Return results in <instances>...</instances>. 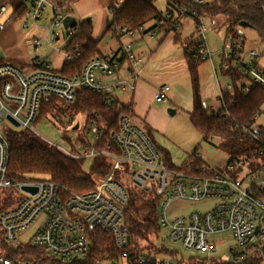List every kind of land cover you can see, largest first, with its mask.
<instances>
[{"label":"built area","instance_id":"2783aa9c","mask_svg":"<svg viewBox=\"0 0 264 264\" xmlns=\"http://www.w3.org/2000/svg\"><path fill=\"white\" fill-rule=\"evenodd\" d=\"M125 1L116 0L111 13ZM207 1H172L151 21L150 28L142 25L138 31L155 36L159 27L164 26L175 32L180 28L181 20L190 17L195 21L193 57L202 61L211 59L206 15L201 12L202 5ZM22 3L24 15L27 16L23 26H37L41 19H48L51 24L48 41L53 45V39H59L60 34L52 31V27L65 28V10L70 4H61L58 0H23ZM8 6L0 2V18L7 12ZM15 13L13 7V14L6 22L0 19V33ZM66 29L69 43L77 29L75 26ZM134 32L125 27L120 29L121 34ZM244 33L243 28L237 29V34L245 36ZM227 42L229 47L221 65L222 70H228L230 60L234 59V65L240 68L244 92L250 91L255 84L264 88V70L258 65L261 56L259 50H247L244 43H234L230 36ZM31 43L38 52L42 41L34 38ZM53 48L62 52L64 59L69 61L83 52L81 48L71 51L67 46L63 51ZM122 61L132 65L141 63L142 58L132 51L131 45H125L118 52L90 59L79 74L68 76L54 70L51 62L42 57L21 67L4 60L0 48V233L1 240L8 245L6 249L0 246V264H120L122 258L126 259L125 264H239L256 253L261 257L258 264H264V137L261 135L262 126L254 125L257 116L248 124L237 125H242L247 134L260 142L258 149L229 159L217 168L203 162L199 151L189 155L186 170L168 166L152 134L136 124L129 113H123L119 116L118 128L111 131L112 145L108 148L101 145L103 128L94 119L83 126L86 141L80 142L77 137L70 148L44 138L75 159L91 158L94 161L99 155H107L111 168L93 190L79 193L54 180H23L9 176V137L21 130L39 134L35 124L46 100L61 98L73 103L78 90L86 89L103 93L105 104L117 102L120 106L114 97V89H135L136 83L126 80L105 83L103 77L115 75ZM134 76L139 78L138 74ZM232 88V81L228 78L225 86L220 88L219 106L211 108L203 101V107L213 112L221 108L229 114L228 106L223 103V95L225 90ZM169 90V85H161L154 97L157 101H163ZM68 124L71 125L72 121ZM76 125L80 127L79 123ZM129 166L132 168L129 169ZM128 172H131L133 188L123 180ZM138 188L147 191L157 189L163 195L159 224L168 229V240L199 254L187 259L179 258L167 246L168 252L145 250L138 254L126 253L116 258L98 259L93 263L88 261L91 250L89 231L93 228L114 233L120 248L131 242L130 235L123 227L124 214L130 191ZM21 193L26 195L21 197ZM176 198L196 201L217 198V202L205 212L193 211L188 216L170 219L168 205ZM39 218L41 222L33 239L26 245L21 244L19 236ZM225 230L232 232L237 244L230 248L226 259H216L212 256L216 247L208 236ZM29 245L39 249L27 253Z\"/></svg>","mask_w":264,"mask_h":264},{"label":"trees","instance_id":"16d2710c","mask_svg":"<svg viewBox=\"0 0 264 264\" xmlns=\"http://www.w3.org/2000/svg\"><path fill=\"white\" fill-rule=\"evenodd\" d=\"M23 0H0L7 3L16 10L15 16L24 15L25 7ZM61 4H71L76 0H58ZM116 0H108L111 9ZM172 1L185 0H167ZM70 5L66 10H69ZM201 12L213 18L219 16L224 19L227 36L234 43H244V35L237 34L238 28H243L240 23L248 22L256 31L261 41H264V0H209L201 7ZM160 15V11L154 5V0H126L124 4L113 13V20L109 30L119 35L122 27L128 31L138 30L142 25ZM159 30H166L160 26ZM123 34V33H122ZM188 50V63L192 77L193 87V109L189 111V118L193 126L202 134L203 140L220 137L223 147L230 154V159L241 157L260 146V142L247 134L242 125L251 122L253 117L261 113L264 104V88L260 85H252L250 91L244 92L240 68L234 65V59L230 60V68L222 70L223 74L232 81L233 88L224 91L223 103L228 106L229 114L224 109L213 112L202 105L200 95V81L198 67L202 62L195 59L192 47ZM81 48L83 52L72 61L65 60L60 70L63 74L71 76L79 74L84 65L94 57L104 56L98 48V42L92 38V26L88 22L81 25V29L74 34L67 44V49L75 51ZM56 102L55 98L46 100L42 105L39 119L46 114ZM73 110L84 116L85 123L94 119L103 128L101 145L108 148L110 144L111 131L118 128L119 116L130 113V106L118 105L117 102L105 104L103 93L93 92L86 89L78 90L77 96L72 103ZM242 124V125H237ZM75 129V127H74ZM264 137V126L262 134ZM11 151L9 163V176L16 179L31 180L43 178L63 183L71 190L79 193L91 191L97 182L104 177L111 168V160L107 155L97 156L89 170L84 168L86 159H75L59 148L50 144L40 134L32 131L21 130L10 135ZM80 142H85L83 134L78 136ZM164 156L165 163L176 169L186 170V161L182 165H176L168 150L158 146ZM198 151L196 148L193 152ZM189 172H194L188 170ZM142 196L137 195L135 190L130 191L128 206L124 214L123 227L131 237V242L125 247H118L115 235L101 228H93L89 231L91 239V250L88 261L93 263L98 259L116 258L124 254L136 252L141 248V241L149 242L150 236L156 234L159 229V216L153 219H141L137 201ZM1 235V233H0ZM140 240V242H139ZM147 250L169 251L166 245L156 246L152 242L145 246ZM27 253L35 249L32 245L27 246ZM37 251V250H36ZM261 257L259 253L254 254L239 264H258Z\"/></svg>","mask_w":264,"mask_h":264},{"label":"rangeland","instance_id":"374dc122","mask_svg":"<svg viewBox=\"0 0 264 264\" xmlns=\"http://www.w3.org/2000/svg\"><path fill=\"white\" fill-rule=\"evenodd\" d=\"M154 5L159 11H164L167 8V0H154ZM13 14V6L9 5L7 12L1 16V21L6 22ZM65 15H72L77 18L78 23L75 26L77 32L81 29V25L85 22H88L92 26V38L98 42L99 51L104 54L111 50V48L119 45V39L115 36L110 30L109 25L113 20L112 13L109 8L108 0H76L70 4L69 10H65ZM27 16L22 15L21 17H12L9 26H12L13 21L24 24ZM189 19V18H186ZM192 19V18H190ZM215 23H213V18L210 16L205 17V23L208 27L206 33L207 42L209 43L211 49L214 51V48L218 45L219 41H226L224 38L226 27L224 25V19L222 17H214ZM193 22H195L192 19ZM51 26L50 21L46 18L38 21V25H30L29 27L22 26V32L24 33L25 44L21 48V53L16 56L14 52L7 53L0 41L1 47V56L4 60L11 61L17 65L24 67L26 63L30 60L37 57H42L45 60H48L52 64V68L56 71L62 69L64 63V56L62 52L55 50V48H61L63 51L67 46V41L69 39L67 29L60 27H52V31L58 32L60 38L55 40L53 39V45H50L48 41V28ZM152 22L149 21L146 23V28H150ZM195 28V24H194ZM65 30V31H63ZM244 44L245 49L249 50L256 48L259 50L261 56L258 59V65L264 70V41L258 37L256 31L250 27H244ZM5 31V30H4ZM2 31L1 33H3ZM62 36H61V33ZM0 33V34H1ZM64 33V34H63ZM139 33V32H138ZM66 34V35H65ZM123 37H127L126 33L122 34ZM34 38H39L42 43L38 46L39 51H35V45L30 43V40ZM212 51V52H213ZM215 52L212 53V55ZM21 56L18 57V56ZM221 82L225 84V80L220 76ZM168 93V92H167ZM167 96V95H166ZM155 101L156 98L154 97ZM126 102L127 100L124 99ZM162 103V101H157ZM164 107L166 108L167 121L162 120V117L158 118L159 124L162 128L161 135H157V146L165 147L171 153L174 164L182 165L181 163L187 158V156L198 148V151L201 152V159L203 162L207 163L212 167H219L224 165L230 159V154L223 147V140L220 137L210 138L209 140H203L202 134L193 126L189 118V101L188 105L185 107H173L169 105L170 102L167 97L163 100ZM156 108V105L155 107ZM178 109L175 113H170L169 109ZM164 114V110L162 112ZM135 117V116H134ZM69 121H72V124H68ZM164 122V125L162 126ZM79 123L80 127L74 129L75 125ZM85 125V118L83 115L76 113L73 110L72 103H69L61 98L57 99L53 107L44 114L38 122L35 124V129L38 133L44 138L61 144L64 147H72L75 144V141L80 134H83V126ZM255 126H264V104L261 107V113L257 116L254 122ZM144 129H150V126L147 125V128L140 124ZM146 126V125H145ZM149 126V127H148ZM161 140V141H160ZM160 142V144H159ZM166 144V145H165ZM189 157V156H188ZM187 160V159H186ZM93 159L89 158L84 163V168L89 170L92 166ZM132 167L129 166V169ZM124 181L129 183L130 188H133L131 172L125 174ZM137 195L142 196L137 201V206L139 210V216L141 219H155L159 216V210L161 203L163 201V195L158 192L157 189L153 191H147L143 188L136 190ZM26 193H21V197L25 196ZM217 198H207L205 200H190L184 198H176L172 200L168 205V217L174 219L176 217L188 216L193 211L205 212L209 210L215 203ZM41 222L39 218L27 231L19 236L20 243L26 245L29 241L33 239L37 228ZM169 231L167 228L159 226V229L156 234L150 236L149 242L146 240L139 242L141 243V248L136 252L147 250L145 246L152 242L156 246L166 245L169 249L176 253V256L179 258H189L193 255L199 254L195 250L185 249L180 243L171 242L168 240ZM0 235V246L3 249H6L8 245L1 240ZM208 240L213 243L216 247V251L213 252V257L216 259H226L227 254L230 251V248L236 246V240L230 230L220 231L213 233L208 236ZM126 259L122 258L120 264H125Z\"/></svg>","mask_w":264,"mask_h":264},{"label":"crops","instance_id":"0c3cea01","mask_svg":"<svg viewBox=\"0 0 264 264\" xmlns=\"http://www.w3.org/2000/svg\"><path fill=\"white\" fill-rule=\"evenodd\" d=\"M168 4L167 2V6ZM11 24L10 28L6 27L5 31L0 34V41L7 53L14 52L17 56L21 53L23 45L25 44V48L27 45L21 29L23 22L13 21ZM194 24L195 22L190 17H185L180 22V28L175 32L158 30L155 36H150L138 31V29L135 30L134 34L126 33L127 37H123V39L122 34L115 35L111 31L118 37L119 45L103 54L105 56L111 52H118L123 46L131 45L132 51L142 58L141 63L132 65L122 61L115 75L104 76L103 81L105 83H112L115 80H126L136 83L135 89L130 87L125 89L115 88L113 91L114 97L120 105L130 106L129 114L136 124L139 126L141 124L146 128L147 125L150 126V129L146 130L152 134L156 142V136L162 134L159 130L162 127L159 124L158 118L162 117V120H165V122L168 120L166 108H163L164 102L160 103L154 99V95L161 85L167 84L170 86V90L166 96L170 101L169 105L173 107H185L186 104L188 105L187 101H189L190 109L188 111L193 109V87L188 63V50L193 41H195ZM225 37L226 39L228 38L226 32ZM208 46L211 53L215 52L217 55L213 54L211 59L203 60L199 64L200 95L202 101L206 102L207 105L211 108H217L220 104V88L224 87L228 82V78L222 72L221 65L224 57L227 55L229 43H226L225 40L223 42L219 41L214 51L211 49L209 43ZM21 56L18 57L21 58ZM33 61L34 59L26 64ZM136 74L139 75L138 79L134 76ZM220 76L225 80V84L221 82ZM124 99L127 101L125 102ZM155 105L156 108H154ZM163 110L164 114L162 113ZM177 110L176 108L175 112ZM162 148L168 150L165 147Z\"/></svg>","mask_w":264,"mask_h":264},{"label":"water","instance_id":"95a60500","mask_svg":"<svg viewBox=\"0 0 264 264\" xmlns=\"http://www.w3.org/2000/svg\"><path fill=\"white\" fill-rule=\"evenodd\" d=\"M77 23H78L77 18L74 17V16H71V15H67L64 18V20H63V24H64V27L65 28H69V27L76 26ZM240 26L243 27V28L244 27H250V28H252V26L248 22H245V21L241 22L240 23ZM169 112L170 113H175V109H169ZM77 128H78V125L75 126V129H77ZM26 188H28V187H26ZM31 189L34 190L33 188H31ZM263 252H264V245H263Z\"/></svg>","mask_w":264,"mask_h":264}]
</instances>
